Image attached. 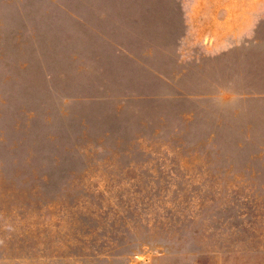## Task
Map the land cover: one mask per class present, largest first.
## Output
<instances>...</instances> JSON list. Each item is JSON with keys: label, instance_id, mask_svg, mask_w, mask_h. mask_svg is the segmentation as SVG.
<instances>
[{"label": "rangeland", "instance_id": "1", "mask_svg": "<svg viewBox=\"0 0 264 264\" xmlns=\"http://www.w3.org/2000/svg\"><path fill=\"white\" fill-rule=\"evenodd\" d=\"M0 264H264V0H0Z\"/></svg>", "mask_w": 264, "mask_h": 264}]
</instances>
